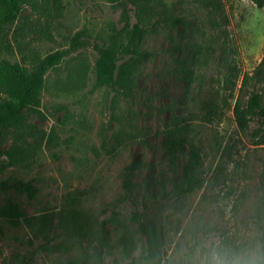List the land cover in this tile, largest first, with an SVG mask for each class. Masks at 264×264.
Segmentation results:
<instances>
[{
    "label": "rangeland",
    "instance_id": "obj_1",
    "mask_svg": "<svg viewBox=\"0 0 264 264\" xmlns=\"http://www.w3.org/2000/svg\"><path fill=\"white\" fill-rule=\"evenodd\" d=\"M63 5V17L49 22L52 39L35 41L30 30L22 37L39 57L57 51L65 57L47 73L41 106L26 111V126L0 134V264H127L147 247L140 221L151 224L167 264H203L213 248L261 257L264 138L256 123L239 129L237 99L218 83L226 73L220 53L197 69L191 86L180 71L190 64L188 36L150 37L147 46L157 53L143 60L121 52L138 22L132 6L127 20L124 7L108 0ZM228 13L235 62L252 74L264 56V8L229 0ZM103 48L118 52L122 83L116 87L97 83ZM0 57L22 60L3 46ZM209 91L218 105L214 117L207 113ZM172 102L174 111L168 109ZM175 124L186 127L200 149L206 178L200 190L179 199L171 189L181 159L172 170L163 148ZM188 153L187 146L185 161ZM136 162L141 168L132 172ZM6 181L31 182L35 193L3 188ZM12 205L30 221L4 217ZM72 210L82 212L86 229ZM114 212L122 213L140 248L126 256L119 245L96 258L97 248L107 247L105 240L113 245L120 233Z\"/></svg>",
    "mask_w": 264,
    "mask_h": 264
},
{
    "label": "trees",
    "instance_id": "obj_2",
    "mask_svg": "<svg viewBox=\"0 0 264 264\" xmlns=\"http://www.w3.org/2000/svg\"><path fill=\"white\" fill-rule=\"evenodd\" d=\"M108 1L123 6L127 20L128 8L132 6L138 18V22L128 33V41L121 45V52L124 54L147 60L157 53L147 46L150 37L166 35L173 39L175 33L182 38L188 36L190 53L187 58L190 64L187 67L182 66L180 71L184 73L191 86L194 84L197 69L208 65L210 58L219 52L220 66L226 73L223 79L221 77L218 79V83L230 97L237 99L234 114L239 129L245 131L252 123H256L264 138V56L252 74L242 73L235 62L234 49L231 45L229 0H175L171 4L167 0ZM251 1L258 8H264V0ZM30 11L36 16L33 21L28 20L27 13ZM63 15V0H0V48L3 46L22 55L21 62L16 63L0 57V134L26 126V111L36 110L41 106L47 73L65 57V52L62 51L39 57L31 43L22 41L25 31L34 32V40L38 42L52 39L49 22L62 18ZM118 70V52L112 48L101 49L96 67L98 85L101 87L120 85L122 79L118 77ZM213 94L209 91L206 95L207 113L212 117L218 114V105ZM175 105L173 102L170 103L168 109L176 110ZM186 145L189 147V153L185 161ZM163 148L172 170L181 159V176L172 185V197L179 199L200 190L206 182L203 157L194 139L190 137L188 129L180 124L171 126L166 131ZM140 168V164L136 162L132 172ZM1 186L28 193L30 196L35 193V187L31 182L6 181L1 183ZM72 213L79 228L86 229L88 223L82 219V212L72 210ZM113 214L116 216L115 221L121 224L120 233L115 236L113 245L109 246L105 240L104 244L107 247L97 248L94 254L96 258L103 257L105 253H112L119 245L121 253L126 256L140 248L137 247L129 225L123 223L122 213ZM2 215L15 223H19L21 219L30 221L16 205L6 207ZM139 231L146 238L147 247H144L141 256L134 257L127 264H167L163 260L162 247H159L151 224L140 221ZM192 251H195V247ZM261 257H264V236ZM20 264L32 263L29 259H22ZM65 264L85 262L74 260Z\"/></svg>",
    "mask_w": 264,
    "mask_h": 264
},
{
    "label": "clouds",
    "instance_id": "obj_3",
    "mask_svg": "<svg viewBox=\"0 0 264 264\" xmlns=\"http://www.w3.org/2000/svg\"><path fill=\"white\" fill-rule=\"evenodd\" d=\"M203 264H264V257L235 250L224 251L213 248L204 258Z\"/></svg>",
    "mask_w": 264,
    "mask_h": 264
}]
</instances>
